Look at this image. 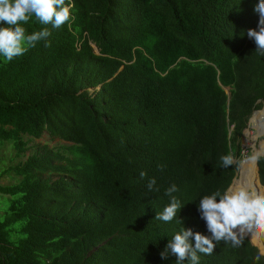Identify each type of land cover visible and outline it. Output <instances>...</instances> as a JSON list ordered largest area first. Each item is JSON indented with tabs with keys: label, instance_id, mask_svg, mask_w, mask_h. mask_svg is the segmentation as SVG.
Wrapping results in <instances>:
<instances>
[{
	"label": "trees",
	"instance_id": "16d2710c",
	"mask_svg": "<svg viewBox=\"0 0 264 264\" xmlns=\"http://www.w3.org/2000/svg\"><path fill=\"white\" fill-rule=\"evenodd\" d=\"M71 2L59 29L22 25L47 27V41L0 56V264H176L160 252L182 227L207 234L194 211L231 184L264 102V56L247 37L258 0ZM227 154L238 162L225 168ZM258 169L264 186V156ZM172 184L182 208L156 220ZM240 238L199 264H264Z\"/></svg>",
	"mask_w": 264,
	"mask_h": 264
},
{
	"label": "clouds",
	"instance_id": "9594fccd",
	"mask_svg": "<svg viewBox=\"0 0 264 264\" xmlns=\"http://www.w3.org/2000/svg\"><path fill=\"white\" fill-rule=\"evenodd\" d=\"M73 7L74 4L71 0H68V2L66 0H0V56L10 62L14 58L22 56L28 49L35 47L38 42L47 41V38L51 35L47 27L27 34L26 29L22 26L28 23L33 16L40 24L51 25L52 28L59 29L70 20ZM254 12L258 15L257 27L256 29H249L247 37L254 41L255 51L264 56V0H258ZM216 74L219 76V71H216ZM213 86L217 87L226 97V104L223 106L226 108L227 114L232 110L239 111L238 107L231 109L230 100L235 91L234 86L231 84L223 85L218 80L213 83ZM261 103L262 107L260 109L252 111L246 127L242 130V137L247 129H252L256 134H264V130L260 131L252 123L254 116L261 112L255 121H260V124L263 123L264 125L262 112L264 111V102L260 98L256 99L255 104ZM250 122L251 124L248 126ZM233 131L234 127L231 126L229 133ZM262 147L264 149V143ZM243 152L244 149L239 158L240 162L235 176L228 188L224 191L217 190L210 195L203 196L194 211V215L199 213L200 219L204 221L207 234L182 227L160 252L161 260H167L169 254H171L176 258V264H184L185 261H188L189 264H199L198 253L211 254L216 243L221 241L230 242L233 247H239L242 243L240 236L246 238L264 260V252L251 240L253 235H257L264 248L262 238L264 237V195H260L243 185L236 187L241 175L242 165L246 161ZM251 153V149L250 152L249 149L246 150L247 159H249ZM260 156H264V154H256L257 163H255L259 184L264 188L258 174V158ZM220 160L225 168L237 163V159L231 154L221 156ZM160 167L163 168V165ZM146 175L145 172H141L140 178L144 179ZM234 179L235 182H233ZM155 184V178L148 180L147 187L149 191L153 190ZM177 191L178 188L175 184L170 185L165 190V194L170 198V201L162 212L156 214V220L171 222L176 217L177 212L182 208L180 200L173 195ZM254 229H261L262 234L260 235V231Z\"/></svg>",
	"mask_w": 264,
	"mask_h": 264
},
{
	"label": "bare ground",
	"instance_id": "6f19581e",
	"mask_svg": "<svg viewBox=\"0 0 264 264\" xmlns=\"http://www.w3.org/2000/svg\"><path fill=\"white\" fill-rule=\"evenodd\" d=\"M262 112H263V115H264V111H262ZM260 113H257L254 116L252 123L260 131H263L264 130L263 123L260 124V121H255ZM262 149H263V147L261 148V150ZM255 161H256V155H255V159H251V160L246 161V162L243 163L242 170H241V175H240L239 180L237 181V186L236 187L243 185V186L248 187L250 190L257 192L260 195H264V188H262V186H260L259 181H258L257 167H256ZM254 230L255 231H260L261 229H254ZM245 233H247V232H245ZM251 240H252V242L254 244H256L262 250V252L264 251V248L261 245V241L257 237V235H253L251 237Z\"/></svg>",
	"mask_w": 264,
	"mask_h": 264
},
{
	"label": "rangeland",
	"instance_id": "374dc122",
	"mask_svg": "<svg viewBox=\"0 0 264 264\" xmlns=\"http://www.w3.org/2000/svg\"><path fill=\"white\" fill-rule=\"evenodd\" d=\"M247 132V133H246ZM245 135H243L242 139H241V143H242V148L244 149V160L248 161L253 159V157H255L256 154L261 155L262 152L260 151V149L262 148V144L264 143V134H256L252 129H247L245 132ZM43 140H45V137H43ZM250 149L252 150V153L249 157V159L246 158L247 154H246V150ZM245 161V162H246ZM259 234L261 235V231L259 232ZM262 237V236H260ZM264 240V237H262ZM261 241V240H260ZM264 252V251H263Z\"/></svg>",
	"mask_w": 264,
	"mask_h": 264
},
{
	"label": "water",
	"instance_id": "95a60500",
	"mask_svg": "<svg viewBox=\"0 0 264 264\" xmlns=\"http://www.w3.org/2000/svg\"><path fill=\"white\" fill-rule=\"evenodd\" d=\"M251 124V122L248 124V126ZM262 155L264 154V149L261 150ZM256 162V161H255ZM257 163V162H256ZM233 182H235V179L233 180Z\"/></svg>",
	"mask_w": 264,
	"mask_h": 264
}]
</instances>
